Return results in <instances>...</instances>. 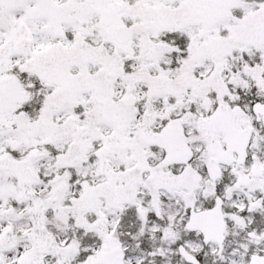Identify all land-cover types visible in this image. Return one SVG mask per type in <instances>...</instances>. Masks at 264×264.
Instances as JSON below:
<instances>
[{"label":"snow or ice","instance_id":"snow-or-ice-1","mask_svg":"<svg viewBox=\"0 0 264 264\" xmlns=\"http://www.w3.org/2000/svg\"><path fill=\"white\" fill-rule=\"evenodd\" d=\"M0 264H264V0H0Z\"/></svg>","mask_w":264,"mask_h":264}]
</instances>
